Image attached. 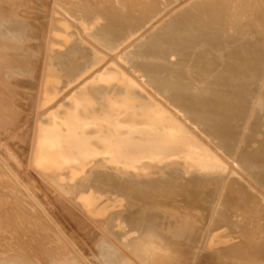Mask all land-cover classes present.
I'll return each instance as SVG.
<instances>
[{"label":"bare ground","instance_id":"6f19581e","mask_svg":"<svg viewBox=\"0 0 264 264\" xmlns=\"http://www.w3.org/2000/svg\"><path fill=\"white\" fill-rule=\"evenodd\" d=\"M177 2L54 0L40 26L46 63L37 72L36 60L27 59L36 88L10 103L33 106L23 134H32L27 170L6 148L0 167L60 242L43 246L52 258L264 264V0H195L182 10ZM3 42L18 51L19 42ZM4 51L0 70L7 72L13 56ZM23 116L12 110L1 131L21 137ZM42 186L74 201L66 209L88 224L87 245L100 243L99 258L52 212ZM4 248L0 264L34 255L9 248L5 259Z\"/></svg>","mask_w":264,"mask_h":264},{"label":"rangeland","instance_id":"374dc122","mask_svg":"<svg viewBox=\"0 0 264 264\" xmlns=\"http://www.w3.org/2000/svg\"><path fill=\"white\" fill-rule=\"evenodd\" d=\"M2 1L3 0H0V24L2 25V23H3L4 27L1 26L0 30L2 32L6 33V34L2 33V34H5V35H3L4 37H7L8 35L9 36L7 37V39L4 38V40H3V39H1V38H3V36L0 35L1 36L0 37V39H1L0 40V45L3 46V48L0 47V50H3V51L6 50L5 46L3 44H1V41L2 42L4 41L3 43H5V44L13 43V46H15L17 44L16 43V41H17V42L20 43V44L18 43L17 47L19 48V46L21 45L20 48H22L21 49L22 52H20V48L19 49L17 48V50L19 51L20 54L18 53V51L14 50V48L16 49V46L12 48L13 50L12 49H10V50L7 49L8 53H7V50H6V52L4 51L5 53H7V55L9 57L10 56H13V57H10L11 59L9 58L10 63L12 61V64H10L11 66H9L7 68L4 67V69L7 70V72H5L4 70H0V97L3 98V100H0V102H5L6 103V106L2 107V111H1L2 119H0V120L2 122H4V123H7V121L4 119V117H6L9 114H11L12 110H16L17 113L19 111L23 112V115H24L23 117L25 118L24 121L26 122V124H25V128H24V130L22 132V135H20L21 137L13 136L11 134L12 132H10L9 129H7L6 134H4V132L1 131L2 126L0 125V137L1 136L4 137V139L0 138V140H2L1 143L4 144V145H2L0 143V151L3 153L5 148H6V151L8 149L10 152L16 153L19 156L20 160L23 162V164L25 162L24 165H25V168L27 170V167H26L27 162L25 160H26V156L29 155L28 151H30V147H31L30 139L32 138V134L31 133H29V134L27 133L28 136L31 135V136H29L30 137L29 139L27 138L28 136H26V135L23 136V134L25 132H27V130H30V126H31L30 122L32 121V117L34 115V114H32V111H31V109H33V106H29L28 105L27 109H30V110H26V109L21 110L19 108V106H13V105L11 106L10 103L13 104V103L18 102L17 99L20 100L21 97L26 96V95L23 96V94H26L25 92L29 91L28 89L36 88L35 87V82L32 83L31 81H28V80H33L32 77H30V76H32V74H31L32 71L31 70L36 68L37 69L36 71L38 72L39 66L44 65L46 63V60H47L46 43L43 44V41H44L43 34L44 33L42 34L41 32L44 29L43 27L47 26L46 20H48V18H49V15L51 13V11H50L51 10V6H52V3H53L54 0H50V1L49 0H43V2H42V0H40L41 1V2L39 1L40 3H37V1L34 2V0H27V3L23 2V0H20V1H17V0H12L11 1V0H9L10 2H8V0H5L4 1L5 4L8 2L7 4H9L8 5L9 7L6 6L4 4V2L2 3ZM13 1H15V2L13 3ZM21 1L23 2V4L24 3L25 4L24 5L21 4ZM24 1H26V0H24ZM192 1L195 2V0H180V1L178 0V2L175 5H176V7L178 6L177 7L178 10L179 9L182 10L187 5H190L191 3H193ZM19 2H20L21 5L19 4ZM10 3L13 4L14 6L16 4V6L14 7ZM182 3H184V4H182ZM18 4H19V6H18ZM26 4H27V8L25 6ZM40 4H41V6H40ZM180 4H182V5H180ZM2 5H4V6L2 7ZM10 5L13 6V8H11ZM48 5H50V6H48ZM46 6H48L49 8L46 7ZM179 6H181V7L179 8ZM4 7L7 9V11H6V9ZM9 8H11V9H9ZM20 8H21V10H20ZM24 8L28 9L27 10L28 12L26 10H24ZM8 9L11 12H9ZM29 9H31V10H29ZM36 9L37 10L39 9L40 13L37 11L36 12L37 14H35L34 12L36 11ZM41 12H43V13H41ZM16 13H17V15H16ZM4 15H5L6 18H4ZM18 15L22 19H20ZM1 16H3V17H1ZM7 16L8 17L10 16V19ZM36 17H37V19H40V20L36 21L37 20ZM3 18L7 19V20L5 21ZM27 18H29V19H27ZM45 18H47V19L45 20ZM166 18H168V16ZM8 19L10 20V22L8 21ZM24 19L25 20L27 19L28 22L26 23L27 20L25 21ZM22 20H24V21H22ZM44 24H46V25H44ZM6 25H9V26H7V28H6ZM13 26L15 27V29L13 28ZM40 26H43V27L41 28ZM9 27H11V29ZM12 28H13V30H12ZM16 28L18 30H20L21 34L19 33L18 30H16ZM9 29L12 32L11 31H7ZM35 29H36V33H34ZM14 30L18 32L17 33L18 36L16 37L15 34L13 35L14 38L16 37V39L13 38L14 39V42H13V39L11 41L9 39V37H13V36H10V35L14 33ZM1 31H0V33H1ZM6 31L10 32V34H7ZM41 36H42L43 39L40 38ZM17 38H18V40H17ZM39 42H41V43L39 44ZM137 42H141V41L138 40ZM14 43H16V44L14 45ZM11 47H12V44H11ZM39 49H42V51L40 53H39V51H40ZM9 51H12V53L9 52ZM13 52L14 53L17 52V53L12 55ZM10 53H11V55H10ZM25 54H26V56H25ZM19 56L21 57V59H20ZM12 58H15L16 62L15 61L13 62ZM18 58L21 61H25L24 63L28 62V60H27L28 58H29V60H31L33 58V60H36V62L38 63V66H36L34 68L32 66V69H30L31 65H28V63H27V65L26 64L24 65L23 62H20V60ZM22 59H25V60H22ZM17 63H19V64L17 65ZM20 63H22V64L20 65ZM13 65H15V67ZM16 65L18 66V69H16ZM19 66H20V68H19ZM24 66H26V67H24ZM27 66H29V67H27ZM8 69H11V71L8 70ZM14 69L17 72H15ZM12 70H13V72H12ZM29 71H30V73H29ZM29 74H31V75H29ZM34 75H35V73H34ZM23 81H24V83L26 81L30 82V84L32 83L33 87H31V85H30V87H26L28 85H25V84H23L22 87H21L20 82H23ZM34 93H35V91H34ZM24 100H26V98H24ZM32 100L33 99H30V101H32ZM20 101H22V100H20ZM28 119H29V121H28ZM5 137H7V138H5ZM22 137L25 138V139L23 140ZM24 141H25V143H24ZM23 145H24V147H23ZM19 147H21V148H19ZM22 147H23L24 150L22 149ZM25 149H26V152H22V151H25ZM40 189L42 191L41 193H43L42 195L45 196V199L48 198L47 202L49 203L50 208L52 207V212L55 213L56 217L61 218L62 221L64 219V223H65V226L67 227L68 232L70 231L69 233H71L82 244L84 242L83 245L88 247V251L91 254H93V256L96 257V259L99 258L97 252L99 250L100 243L97 242L98 246H94L92 243H90L91 244L90 246L87 245V242H90V241H87V239H88L87 235L89 233L87 230H89V231L91 230L90 228H88L89 227L88 224L85 222L83 217L79 218V216L76 215L77 213L75 211L67 210L70 207V204L72 205V203L74 201H72V203H71L68 200L69 202L65 203V200L63 198L60 199L59 197L56 196L57 195L56 192H54V193H53V191L50 192V190H47V188H45L43 186L40 187ZM48 191H49V193H48ZM53 195H55V196H53ZM56 197H57L58 200L56 199L57 201L55 202V198ZM49 199L53 203H51V201ZM61 200H62V202H61ZM66 202H67V200H66ZM66 207H67V209H66ZM71 211H72V213H71ZM69 213L75 215L76 219L74 220L72 215H70ZM62 215H66V217L67 216L68 217L66 218L65 216H62ZM62 217H65V218H62ZM69 217H70V219H69ZM81 219H82V222L85 223V224H82ZM78 222L79 223L81 222V224H79ZM75 224L78 225L77 228H76ZM67 225L72 226V227L70 228ZM81 225H82V227H81ZM85 225H87V226H85ZM79 226L81 227L80 229L78 228ZM85 239H86V241H85ZM98 241H102L101 243H102L103 246H108L107 245L108 242L104 238H100V240H98ZM59 243L60 242H58L56 237H54V235L50 231L48 225L46 224L45 218H41V215L36 210L35 206H33V203L30 200H28V198L25 196V194L21 190V188H19V186L16 184V182L13 181L10 178V176L6 174L5 170L2 167H0V244H1L0 247L5 246V248H4L5 252L3 253L5 259H10V258L6 257V255H9V254H11L13 252H9V251H15L16 249L25 248L26 250L31 252V254H34V255H33L32 258H28V260H25L24 264H69V261L67 259L70 260V258H69L68 255H66L64 253L63 254L60 253V256H58V258H52L51 256H49L46 253V250L43 248V246L55 247V246H58ZM9 248H12V249L9 250ZM15 261H17V259H15ZM97 261L100 262V264H101V258H99Z\"/></svg>","mask_w":264,"mask_h":264}]
</instances>
